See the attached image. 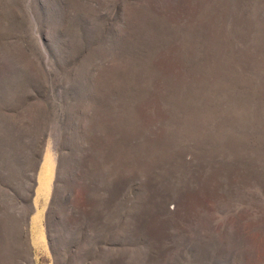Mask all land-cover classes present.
I'll return each instance as SVG.
<instances>
[{
  "label": "rangeland",
  "instance_id": "1",
  "mask_svg": "<svg viewBox=\"0 0 264 264\" xmlns=\"http://www.w3.org/2000/svg\"><path fill=\"white\" fill-rule=\"evenodd\" d=\"M0 264H264V0H0Z\"/></svg>",
  "mask_w": 264,
  "mask_h": 264
},
{
  "label": "crops",
  "instance_id": "2",
  "mask_svg": "<svg viewBox=\"0 0 264 264\" xmlns=\"http://www.w3.org/2000/svg\"><path fill=\"white\" fill-rule=\"evenodd\" d=\"M46 187V186H45ZM44 188V187H43ZM39 190V189H38ZM42 187L40 188L39 192L37 193V196L40 197V199L42 198ZM33 197V196H32ZM37 210V213L35 212V216L33 219H31V217H26V226H28L29 224H31V220L34 221L32 223V229H33V234H34V238H35V242H36V239H38V244H41L42 241H43V237H44V228H43V225H44V220L42 218V214H41V211L36 209ZM36 219H40V225H39V233H38V237H37V233H36ZM35 225V226H34ZM36 245V244H35Z\"/></svg>",
  "mask_w": 264,
  "mask_h": 264
},
{
  "label": "water",
  "instance_id": "3",
  "mask_svg": "<svg viewBox=\"0 0 264 264\" xmlns=\"http://www.w3.org/2000/svg\"><path fill=\"white\" fill-rule=\"evenodd\" d=\"M39 168H40V166H39ZM39 168H38V170L36 171V174L38 175V173H39Z\"/></svg>",
  "mask_w": 264,
  "mask_h": 264
}]
</instances>
